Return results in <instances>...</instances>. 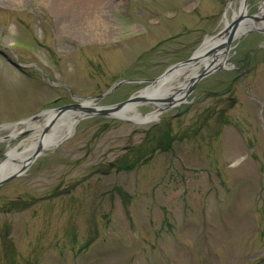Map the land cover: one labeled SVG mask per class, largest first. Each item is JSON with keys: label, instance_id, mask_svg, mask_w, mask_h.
I'll return each mask as SVG.
<instances>
[{"label": "rangeland", "instance_id": "374dc122", "mask_svg": "<svg viewBox=\"0 0 264 264\" xmlns=\"http://www.w3.org/2000/svg\"><path fill=\"white\" fill-rule=\"evenodd\" d=\"M228 2L0 0V125L70 103L69 91L48 78L88 97L120 80L160 76L223 30ZM233 4L239 11L242 0ZM262 5L248 0V14ZM226 13L231 20L233 10ZM259 45L264 34L236 39L233 68L203 80L190 103L152 123L80 120L2 185L0 264H264ZM144 87L124 85L98 105ZM20 142H0V163Z\"/></svg>", "mask_w": 264, "mask_h": 264}, {"label": "water", "instance_id": "95a60500", "mask_svg": "<svg viewBox=\"0 0 264 264\" xmlns=\"http://www.w3.org/2000/svg\"><path fill=\"white\" fill-rule=\"evenodd\" d=\"M246 3L247 0H244L243 2V7L240 10V13L238 16H236L233 21L228 24L225 28L224 31L219 33L216 37L212 38L211 44H209L206 49L199 55L195 54L192 58H190L188 61L183 62L179 65H176L172 67L173 68H178L180 66H184L186 64L190 63H199V64H205L204 65V71L197 74L194 76L191 80L190 83L186 86L183 87L179 90V92L186 91L183 99H186L193 90L195 89L196 84L204 79L205 77L211 75L212 73L221 70L225 67L224 60L227 57L230 49H231V44L234 41V39L241 34H244L246 32H249L250 30H256V31H264V28H261L259 25V19L257 16H247L244 11H246ZM248 22L252 23V29H249L248 31H243V26L247 24ZM226 37L224 41L218 40L220 37ZM222 58V59H221ZM167 72V73H168ZM153 82H156L154 80ZM117 87V86H116ZM115 87H113L111 90H113ZM110 90V91H111ZM108 91L107 94L110 92ZM104 96H100L97 98H87L86 103H77L69 106H65L62 108H59L54 111V115L52 116L51 120L47 122L45 125L44 131L42 132L40 139H39V145L36 148V150L25 160L22 161V166L17 169L15 172L10 173L6 176L1 177V168L2 164L0 165V186L3 185L4 183H7L9 181H12L22 175L28 168L29 166L46 150V146H44V142L46 140V134L54 121L56 119H59L63 117V115L70 111V110H81L86 112L89 115L93 116H107V117H116L120 111H122L124 108H126L127 105L133 104L136 102H160V103H169L172 104L175 101L174 97L170 98H155L154 100H150V98L145 97V96H137V97H132L128 101L111 106V107H105V108H96V107H91L89 106V102L87 101H94V100H99L103 98ZM25 122L17 123V124H12V125H4L0 127V130L6 129V128H13L17 127L21 124H24ZM29 133V131H26L23 135ZM6 138L12 139V136H8ZM10 158V157H9ZM12 159V158H10Z\"/></svg>", "mask_w": 264, "mask_h": 264}, {"label": "bare ground", "instance_id": "6f19581e", "mask_svg": "<svg viewBox=\"0 0 264 264\" xmlns=\"http://www.w3.org/2000/svg\"><path fill=\"white\" fill-rule=\"evenodd\" d=\"M229 9L233 10L234 13H236V10L234 8V4H231ZM243 13L247 14L246 11H244ZM264 14V10H262L261 15ZM225 24L230 22V18L228 16V14L225 17L224 20ZM250 27V26H249ZM244 28V29H248ZM210 41V38H208L206 40V44L202 47V50L200 51V53H202L208 43ZM205 64H200L198 66L190 64V65H186L184 67H180L178 69H176L174 72H172L171 74H169L168 76H166L165 78H163L162 80H160L158 83H156L155 85L151 86L150 88H148L144 93L146 96L151 97V98H155V97H168L171 94H177L176 92L179 90L190 81V79L196 74L198 73L200 67L204 66ZM158 106V108H157ZM156 106V110H154L152 113L150 114H142L137 105H130L128 108H126L124 110V112L121 113V116L126 117L130 120L139 122V123H149L152 122L154 120H157L160 117V111L161 108L164 107V105L162 104H157ZM79 117L78 114H74V116L72 117V120L68 123H66L64 126H62L60 128L59 131H57L56 133L53 132L49 134V136L47 137V139L44 142V146L46 147H51L54 144H56L58 141H60L62 138H64L65 136L69 135L72 133L73 131V122L75 120V118L77 119ZM50 119L51 116H45L42 119ZM41 131V130H40ZM39 131V132H40ZM37 141H35V139L33 140H27L24 141L21 146L25 147V150L23 152V155H27V154H31L34 149L37 147ZM18 150V149H17ZM17 150H10L9 151V155L11 157H15V156H20L19 153H17ZM17 168H15L14 165H12V163L10 162V160H6V162L3 164L2 168H1V177L6 176L8 174H10L11 172L16 171Z\"/></svg>", "mask_w": 264, "mask_h": 264}]
</instances>
